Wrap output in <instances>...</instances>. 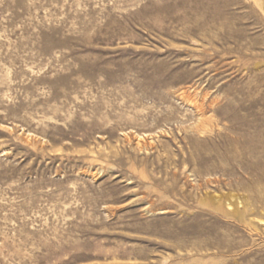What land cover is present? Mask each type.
I'll return each instance as SVG.
<instances>
[{"label": "rangeland", "instance_id": "374dc122", "mask_svg": "<svg viewBox=\"0 0 264 264\" xmlns=\"http://www.w3.org/2000/svg\"><path fill=\"white\" fill-rule=\"evenodd\" d=\"M0 264H264V0H0Z\"/></svg>", "mask_w": 264, "mask_h": 264}]
</instances>
